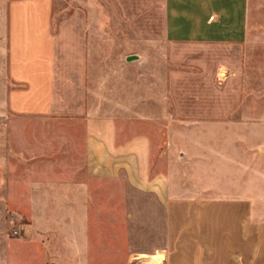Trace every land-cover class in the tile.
Segmentation results:
<instances>
[{
    "label": "crops",
    "instance_id": "crops-1",
    "mask_svg": "<svg viewBox=\"0 0 264 264\" xmlns=\"http://www.w3.org/2000/svg\"><path fill=\"white\" fill-rule=\"evenodd\" d=\"M65 2L0 0V264H264V0Z\"/></svg>",
    "mask_w": 264,
    "mask_h": 264
},
{
    "label": "rangeland",
    "instance_id": "rangeland-1",
    "mask_svg": "<svg viewBox=\"0 0 264 264\" xmlns=\"http://www.w3.org/2000/svg\"><path fill=\"white\" fill-rule=\"evenodd\" d=\"M86 3V8L87 11L89 12V15H93V18H95L97 15L100 16V26H97L102 33L105 32H109V24H110V17L109 15L106 13V10L103 6H101L97 0H84ZM63 2H65V0H63ZM66 3V2H65ZM70 6L73 5H69ZM153 8L150 9L149 8V12L155 10L154 6H152ZM254 8V15L255 17H257V14H259V12L262 10V6L259 5L258 1L255 2V5H253ZM67 11V9L61 10L59 12H57L55 14V25H56V20L62 15V13H65ZM155 12V11H154ZM262 12V11H261ZM135 13V11L133 12ZM138 18V17H137ZM139 19V18H138ZM136 19H132V24H131V46H132V50L133 51H138L140 49V40H142L143 38H145V36H142L140 33H138L136 27L134 26V22L136 23ZM262 24V22H261ZM263 25V24H262ZM117 220L119 219L120 221L123 220V214L122 213H117L116 214ZM7 218L8 221L10 222V235L12 237H27L28 236V232H29V220H28V215L25 212H13V211H9L7 213ZM122 223V222H121ZM117 232V236H124V229L122 228L120 230V233H118V228L116 229ZM158 259L156 260H160V256L157 257ZM156 262V261H155ZM132 264H143V263H139V261H137L136 259H133Z\"/></svg>",
    "mask_w": 264,
    "mask_h": 264
}]
</instances>
